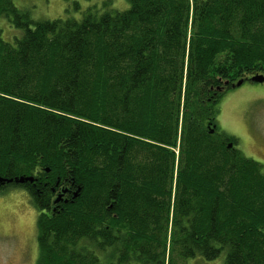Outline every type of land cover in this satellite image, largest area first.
<instances>
[{"label":"trees","instance_id":"obj_1","mask_svg":"<svg viewBox=\"0 0 264 264\" xmlns=\"http://www.w3.org/2000/svg\"><path fill=\"white\" fill-rule=\"evenodd\" d=\"M67 1L0 0V177L34 178L4 188L39 211L36 264H264V165L208 127L264 74V0Z\"/></svg>","mask_w":264,"mask_h":264},{"label":"rangeland","instance_id":"obj_2","mask_svg":"<svg viewBox=\"0 0 264 264\" xmlns=\"http://www.w3.org/2000/svg\"><path fill=\"white\" fill-rule=\"evenodd\" d=\"M102 1L77 0L83 7L88 3L100 5ZM13 3L20 10L27 11L33 20L59 18L69 7L67 0H13ZM110 3L117 8L126 7L123 0H111ZM71 14L79 18L75 12ZM0 33L3 39L12 42L20 30L2 17ZM217 109V126L221 133L216 137L224 136L233 141L235 149L242 155L264 165V83L246 81L226 91ZM38 213L24 188L8 185L0 191V264H36ZM178 264H225V252L211 260L196 256L180 260Z\"/></svg>","mask_w":264,"mask_h":264},{"label":"water","instance_id":"obj_3","mask_svg":"<svg viewBox=\"0 0 264 264\" xmlns=\"http://www.w3.org/2000/svg\"><path fill=\"white\" fill-rule=\"evenodd\" d=\"M251 80L262 83L264 81V74H256V75H253L251 77ZM242 81H244V80L243 79L236 80L233 83V85L234 86H239L242 83ZM210 132H212V130H210ZM231 146H232L231 144H227V147H231ZM33 181H34V178L32 176H21V177L18 176L17 178H14V179H2L0 177V184L9 183V182H14V183H18V184L20 183L21 184V183L33 182ZM59 199H60V195H58L56 197L55 201H57Z\"/></svg>","mask_w":264,"mask_h":264},{"label":"flooded vegetation","instance_id":"obj_4","mask_svg":"<svg viewBox=\"0 0 264 264\" xmlns=\"http://www.w3.org/2000/svg\"><path fill=\"white\" fill-rule=\"evenodd\" d=\"M253 75H256V74H250V75H248L247 76V78H245V79H243L244 81H242V83H244V82H246V81H249V82H252V83H260V82H257V81H253V80H251V77L253 76ZM241 83V84H242ZM262 83H264V81L262 82ZM240 84V85H241ZM239 85V86H240ZM239 86H234L233 85V83L232 84H229V86H227V89H226V91H229V90H232V89H235V88H237V87H239ZM225 91V92H226ZM225 92H224V94H225ZM224 94L222 95V97L224 96ZM221 97V98H222ZM220 98V99H221ZM220 99H219V101H220ZM208 123H210V122H208ZM218 124H217V120L213 123V124H210V125H208V127L210 128V130H212V132H216L217 134H219V133H221V130H218V126H217ZM227 144H231L232 146L231 147H227L228 149H235V147H234V142L233 141H228V143H226V146H227ZM7 185V183H3V184H0V191L4 188V186H6Z\"/></svg>","mask_w":264,"mask_h":264}]
</instances>
